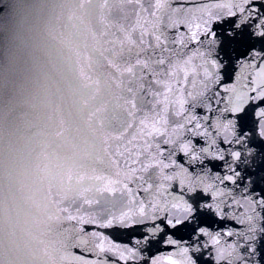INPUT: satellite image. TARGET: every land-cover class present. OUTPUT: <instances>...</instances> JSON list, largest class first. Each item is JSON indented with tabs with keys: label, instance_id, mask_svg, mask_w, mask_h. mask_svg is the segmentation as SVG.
I'll return each instance as SVG.
<instances>
[{
	"label": "water",
	"instance_id": "95a60500",
	"mask_svg": "<svg viewBox=\"0 0 264 264\" xmlns=\"http://www.w3.org/2000/svg\"><path fill=\"white\" fill-rule=\"evenodd\" d=\"M158 4L0 0V264H64L62 252L71 251L78 235L69 214L105 216L128 207L126 193L100 189L109 180H125L149 152L156 153L165 136L152 128L171 133L180 121L172 101L181 88H192V74L180 66L187 50L171 43L157 47L154 34L167 24ZM161 58L164 65L156 63ZM129 88L136 92L134 109L124 103L133 98ZM160 116L166 125L154 124ZM256 160L254 154L249 163ZM192 165L210 167L206 160ZM158 176L154 166L145 179L156 182ZM137 183L130 184L133 196ZM89 199L97 202L88 205ZM151 226L109 234L143 249L134 238L148 235ZM188 245L201 250L192 252L197 264L213 256L201 240L189 238ZM160 251L167 250L161 245Z\"/></svg>",
	"mask_w": 264,
	"mask_h": 264
},
{
	"label": "snow or ice",
	"instance_id": "6c2138e0",
	"mask_svg": "<svg viewBox=\"0 0 264 264\" xmlns=\"http://www.w3.org/2000/svg\"><path fill=\"white\" fill-rule=\"evenodd\" d=\"M158 11L166 13L167 24L154 34L157 47L171 43L187 50L180 66L193 77L191 90L181 88L172 101L180 121L171 133L153 127L165 136L156 153L149 152L125 180H109L100 189L126 193L124 211L69 214L78 235L71 251L62 252L64 264H197L192 252L201 250L190 248L189 238L213 253L205 264L209 259L211 264H264V0H159ZM136 63L149 68L145 61ZM156 63L164 65L165 59ZM126 71L135 77L134 66ZM128 91L133 98L124 103L134 109L136 92ZM167 123L164 116L154 121ZM205 160L210 167L202 171L192 165ZM154 166L159 167L156 182L145 179ZM133 181L139 182L136 196ZM141 191L146 198L139 197ZM144 224L152 225L148 235L134 238L136 245L143 241V249L109 234ZM161 245L167 250L163 254Z\"/></svg>",
	"mask_w": 264,
	"mask_h": 264
}]
</instances>
